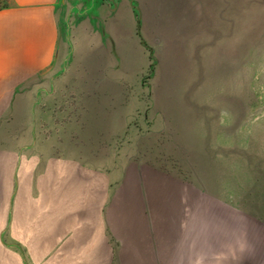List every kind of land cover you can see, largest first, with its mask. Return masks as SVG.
<instances>
[{
	"label": "crops",
	"instance_id": "0c3cea01",
	"mask_svg": "<svg viewBox=\"0 0 264 264\" xmlns=\"http://www.w3.org/2000/svg\"><path fill=\"white\" fill-rule=\"evenodd\" d=\"M80 1L82 17L72 26L81 35L63 42V12ZM233 23L234 0H115L112 8L108 0H7L0 9V107L11 85L65 65L67 86H77L80 74L82 86H108L99 98L106 123L128 122L131 112L113 91L204 86L219 65L212 44L220 33L227 41ZM16 173L14 189L11 151L2 149L0 264H264L259 222L236 216L234 202L220 195L206 202L180 180L131 177L132 195L120 191L115 202L112 247L101 211L105 190L97 197L88 191L97 207L87 205L76 221L68 166L25 154Z\"/></svg>",
	"mask_w": 264,
	"mask_h": 264
},
{
	"label": "rangeland",
	"instance_id": "374dc122",
	"mask_svg": "<svg viewBox=\"0 0 264 264\" xmlns=\"http://www.w3.org/2000/svg\"><path fill=\"white\" fill-rule=\"evenodd\" d=\"M80 2L63 12L68 16L60 27L63 42L81 35V28L72 26L81 20ZM114 4L108 0V6ZM69 46L64 44V52ZM212 47L219 65L204 86L113 91L122 111L131 112L128 122L106 123L99 98L108 86H82L81 74L77 86H67L65 65L56 74L11 85L0 107V152L10 148L12 188L25 154L68 166L76 221L87 205L97 207L88 204V191L97 197L105 190L101 211L112 247L110 222L120 191L131 196V177L153 174L180 180L206 202L216 195L234 202L236 216L259 222L264 233V0H234L228 40L220 33ZM140 190L145 195V187ZM143 206L147 211V199Z\"/></svg>",
	"mask_w": 264,
	"mask_h": 264
},
{
	"label": "trees",
	"instance_id": "16d2710c",
	"mask_svg": "<svg viewBox=\"0 0 264 264\" xmlns=\"http://www.w3.org/2000/svg\"><path fill=\"white\" fill-rule=\"evenodd\" d=\"M6 6V3L0 4V9L4 8Z\"/></svg>",
	"mask_w": 264,
	"mask_h": 264
}]
</instances>
